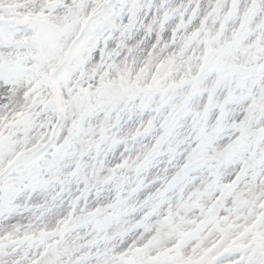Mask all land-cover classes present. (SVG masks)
<instances>
[{"label":"snow or ice","instance_id":"6c2138e0","mask_svg":"<svg viewBox=\"0 0 264 264\" xmlns=\"http://www.w3.org/2000/svg\"><path fill=\"white\" fill-rule=\"evenodd\" d=\"M0 264H264V0H0Z\"/></svg>","mask_w":264,"mask_h":264}]
</instances>
